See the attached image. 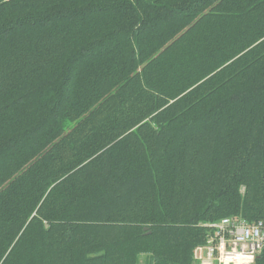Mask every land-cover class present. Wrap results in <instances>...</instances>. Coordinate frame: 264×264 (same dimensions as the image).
Here are the masks:
<instances>
[{
  "label": "trees",
  "instance_id": "1",
  "mask_svg": "<svg viewBox=\"0 0 264 264\" xmlns=\"http://www.w3.org/2000/svg\"><path fill=\"white\" fill-rule=\"evenodd\" d=\"M232 215L264 219V0H0V264H192Z\"/></svg>",
  "mask_w": 264,
  "mask_h": 264
},
{
  "label": "built area",
  "instance_id": "2",
  "mask_svg": "<svg viewBox=\"0 0 264 264\" xmlns=\"http://www.w3.org/2000/svg\"><path fill=\"white\" fill-rule=\"evenodd\" d=\"M264 247V219L224 216L206 224L192 249V264H253Z\"/></svg>",
  "mask_w": 264,
  "mask_h": 264
},
{
  "label": "water",
  "instance_id": "3",
  "mask_svg": "<svg viewBox=\"0 0 264 264\" xmlns=\"http://www.w3.org/2000/svg\"><path fill=\"white\" fill-rule=\"evenodd\" d=\"M257 257H259V256H257Z\"/></svg>",
  "mask_w": 264,
  "mask_h": 264
}]
</instances>
